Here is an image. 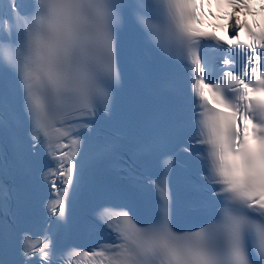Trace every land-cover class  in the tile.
Segmentation results:
<instances>
[{
    "label": "snow or ice",
    "instance_id": "obj_1",
    "mask_svg": "<svg viewBox=\"0 0 264 264\" xmlns=\"http://www.w3.org/2000/svg\"><path fill=\"white\" fill-rule=\"evenodd\" d=\"M77 256L264 264V0H0V264Z\"/></svg>",
    "mask_w": 264,
    "mask_h": 264
}]
</instances>
